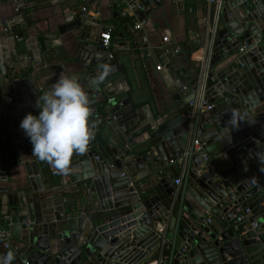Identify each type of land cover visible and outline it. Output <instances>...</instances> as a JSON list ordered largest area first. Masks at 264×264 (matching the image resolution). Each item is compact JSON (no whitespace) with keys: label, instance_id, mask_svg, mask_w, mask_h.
<instances>
[{"label":"water","instance_id":"95a60500","mask_svg":"<svg viewBox=\"0 0 264 264\" xmlns=\"http://www.w3.org/2000/svg\"><path fill=\"white\" fill-rule=\"evenodd\" d=\"M11 3L19 16L0 23V172L22 165L27 181L0 190V225L11 235L0 258L11 250L12 264H264V0L208 5L214 36L196 62L185 57L193 46L174 52L164 32L169 41L153 54L167 96L147 112L120 97L125 76L99 47L100 25L78 17L90 2ZM35 4H65L72 18L56 30L37 29L22 19ZM70 31L90 59L76 77L90 98L91 139L61 174L32 154L19 126L27 113L38 114L37 104L20 106L19 90L31 80L10 73L19 70L12 52L24 48L30 59L36 47L54 52L58 36ZM97 74H104L98 85ZM199 97L213 107L194 110L189 103ZM195 130L204 146L184 157ZM48 175L53 181L45 185Z\"/></svg>","mask_w":264,"mask_h":264},{"label":"crops","instance_id":"0c3cea01","mask_svg":"<svg viewBox=\"0 0 264 264\" xmlns=\"http://www.w3.org/2000/svg\"><path fill=\"white\" fill-rule=\"evenodd\" d=\"M24 1L26 2V0ZM89 2V10L84 11L78 17L89 19L94 24L100 25L101 28L108 24L115 29L120 40L114 50V60L118 70L123 72L125 76V81L122 83L124 90L120 97L129 99L131 106L134 108H142L147 112L150 102L167 96V88L159 71L156 70L158 61L153 54V50L163 43L164 32L168 31L170 33L174 44L178 48H183L182 50L186 51L193 46L196 49L191 54L185 53V57H189L190 61L196 62L202 58L205 59V56L209 54L215 26L208 21V11L206 12V10L209 9V4L206 0H160L159 5L152 2L146 6L147 22L144 28L139 31H133L125 20L119 19L116 8L110 4V0H92ZM190 8L192 13L188 17L187 9ZM69 12L70 9L65 4H35L27 9L22 19L35 24L37 29L43 31L47 28L56 30L59 25L72 18ZM91 14L95 17H91ZM17 16L19 14L11 0H0L1 24L10 22ZM144 38L146 43L143 44ZM55 42L56 50L54 52L40 53L38 47H36L32 50L33 58L31 57V59L27 56L24 48H20L17 54L12 52L15 62L19 65V70L10 73V75L20 81L21 79L31 80L30 84L21 87L19 90L20 98L24 99L23 105L20 106L37 104L38 96L50 90L52 84L61 75L76 76L82 69L90 65V59L86 58L87 52H78L76 48L77 36L73 31L59 35ZM85 42H89V40L85 39ZM141 45L142 47L146 45L147 48L143 51L148 53L143 61L138 57L137 48ZM84 57L86 59L82 61L81 59ZM37 58L41 62L33 67L32 63ZM20 70L25 73V76H21ZM98 76L100 74H97L96 78ZM14 101L15 94L11 92V102ZM40 106H43L42 101ZM0 130L3 131V129ZM23 143L24 141L20 145L22 146ZM21 154L23 158H27L24 150ZM0 177L5 178V180L0 181V190L14 191L21 186H25L24 183L27 181L22 165L2 170ZM179 177L181 178V185L175 186L178 193L182 189L184 180L183 174H180ZM43 180L45 185L53 181L50 175ZM22 262L23 259L19 263L22 264Z\"/></svg>","mask_w":264,"mask_h":264},{"label":"clouds","instance_id":"9594fccd","mask_svg":"<svg viewBox=\"0 0 264 264\" xmlns=\"http://www.w3.org/2000/svg\"><path fill=\"white\" fill-rule=\"evenodd\" d=\"M103 79L101 74L92 83L98 85ZM37 107L38 114L27 113L19 126L32 144V154L57 173H66L73 154H84L91 139L88 92L76 76L61 75L50 90L38 96ZM14 259L10 250L0 264H12Z\"/></svg>","mask_w":264,"mask_h":264},{"label":"built area","instance_id":"2783aa9c","mask_svg":"<svg viewBox=\"0 0 264 264\" xmlns=\"http://www.w3.org/2000/svg\"><path fill=\"white\" fill-rule=\"evenodd\" d=\"M89 1H92V0H80L81 3H87ZM206 1L209 5L212 3H217L219 6L220 4V0H206ZM110 2H111L110 4H112L116 8L119 19L124 20V19L130 18L132 20L130 27L133 31H139L144 28L147 22V17L145 15L146 6L141 1L139 0H110ZM87 15H88V12H87ZM90 16L93 18L95 17L93 14H91ZM99 39H100L99 47L103 49L105 58L108 60L114 59L115 58L114 50L115 48H117L118 46L117 43L120 40V38L116 34L113 26L108 25V24L103 26L101 28ZM168 41L169 40L167 37L163 38V42L166 43ZM144 43H146L145 38L143 39V44ZM145 46L146 45L142 47L141 45L140 47L137 48L138 57L142 61L145 60V58L148 56V53L147 52L145 53L143 51V49L147 48ZM171 50L172 49H169V51ZM179 50L180 48L178 47L173 49L174 52H178ZM160 69H161V65L158 64L156 66V70L159 71ZM97 95L99 96L100 93H97ZM189 104L197 112H202L204 110L211 109L213 107V105L209 101L204 100L202 97H199L197 101L196 100L190 101ZM199 136H200V131L195 130L190 142L188 143V146L186 147L183 153L184 157H189L194 152L199 151L203 148L204 143L200 140ZM170 163H172V161H170ZM174 185H176L177 187L181 185L180 177L174 180ZM234 210L236 213L242 212V210L238 207L235 208ZM244 212L248 213L249 210L246 209ZM243 216H244V213L239 216V219H241ZM0 243L5 244V246L11 243V235H10L9 230L6 227H3L1 225H0ZM22 264H28V262L26 260H23Z\"/></svg>","mask_w":264,"mask_h":264},{"label":"trees","instance_id":"16d2710c","mask_svg":"<svg viewBox=\"0 0 264 264\" xmlns=\"http://www.w3.org/2000/svg\"><path fill=\"white\" fill-rule=\"evenodd\" d=\"M124 20L129 26H131L132 20L130 18H127V19H124Z\"/></svg>","mask_w":264,"mask_h":264}]
</instances>
